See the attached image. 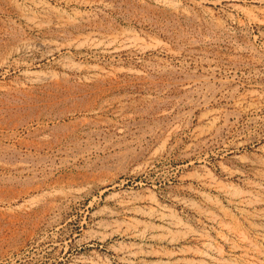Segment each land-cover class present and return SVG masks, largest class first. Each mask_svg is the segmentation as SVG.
<instances>
[{
    "label": "rangeland",
    "instance_id": "obj_1",
    "mask_svg": "<svg viewBox=\"0 0 264 264\" xmlns=\"http://www.w3.org/2000/svg\"><path fill=\"white\" fill-rule=\"evenodd\" d=\"M0 264H264V0H0Z\"/></svg>",
    "mask_w": 264,
    "mask_h": 264
}]
</instances>
